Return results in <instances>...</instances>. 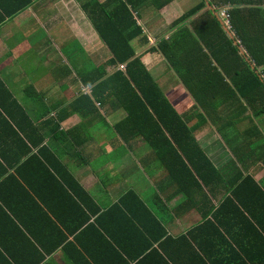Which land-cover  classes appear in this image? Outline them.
Wrapping results in <instances>:
<instances>
[{"label": "crops", "instance_id": "1", "mask_svg": "<svg viewBox=\"0 0 264 264\" xmlns=\"http://www.w3.org/2000/svg\"><path fill=\"white\" fill-rule=\"evenodd\" d=\"M115 1L0 0V264H264V115L248 120L240 116L245 105L221 96L210 116L196 109L180 81L166 85L217 169L188 197L160 151L141 137L124 141L116 130L127 118L123 108L95 102L81 113L75 105L92 92L82 81V55L96 67L112 58L87 12ZM200 2L210 0L141 8L144 31L131 41L137 54L171 38L174 22ZM144 35L150 44L139 48ZM144 62L156 73L165 68L159 53ZM118 69L107 66L110 74ZM130 190L160 223L152 224V246L142 237L131 244L136 230L128 229L124 213L112 211ZM61 234L67 239L56 245ZM119 236L133 249L118 247Z\"/></svg>", "mask_w": 264, "mask_h": 264}, {"label": "trees", "instance_id": "2", "mask_svg": "<svg viewBox=\"0 0 264 264\" xmlns=\"http://www.w3.org/2000/svg\"><path fill=\"white\" fill-rule=\"evenodd\" d=\"M159 1L160 5L156 0H116L105 6L99 5V13V8L91 7L93 10L88 11L87 15L111 51L112 58L107 65L98 67L89 62L82 81L85 86L91 87L92 92L78 98L75 105L78 109L80 107L81 113L88 111L95 102L98 105L114 102L123 108L127 118L116 125V130L124 135V141H130L129 135L141 137L153 151H160L157 154L159 160L168 170L180 194L191 197L192 186L201 189L202 181H207L206 173L217 169L194 135L197 127L190 126L184 113L177 110L166 93V85L180 81L195 98L196 109L201 108L210 116L216 107L214 103L222 97V102L245 105L246 109L240 111V116H248V120L255 121L264 115V0H210L207 5L211 8L208 7L193 21L207 6L204 2L174 22L172 29L176 31L171 38L163 39L159 45L155 44L138 55L131 43L144 31L137 22L138 11L152 5L161 9L167 1L174 0ZM223 10L228 17L222 15ZM188 20H191L192 26L188 25ZM226 20L230 21L235 39L226 30ZM148 40L149 37L144 35L138 47L144 48L150 44ZM154 53L160 54L165 66L158 73L147 68L144 62L146 55ZM108 65H121L123 70L118 69L110 74ZM176 76L177 79L173 80ZM123 128L128 133L124 134ZM53 178L63 179L57 175H53ZM71 179L77 184L74 177ZM115 210L124 213L128 229L137 232L128 236L131 244L142 237L151 245L150 238L155 232L152 224L160 226V223L134 191L124 194L113 207L112 211ZM87 219L86 216L79 228ZM77 231L70 229L73 234ZM61 235L56 245L66 241L67 235ZM154 237L158 238L159 235ZM25 238L30 242L28 237ZM120 239L122 236L115 238L118 247L133 249ZM157 251L153 249L151 252ZM226 251L217 252L218 258L224 260ZM138 252L141 251L135 253ZM135 258L133 254L130 257L131 260ZM147 259L153 260V255L150 254ZM121 260H124L123 257ZM244 261V258H240L241 263Z\"/></svg>", "mask_w": 264, "mask_h": 264}, {"label": "rangeland", "instance_id": "3", "mask_svg": "<svg viewBox=\"0 0 264 264\" xmlns=\"http://www.w3.org/2000/svg\"><path fill=\"white\" fill-rule=\"evenodd\" d=\"M200 4H202V2H200ZM224 24H225V26H226V28L230 31V32H232V28H231V25H230V21L229 20H226V21H224ZM232 34V36L234 37V38H236V35L232 32L231 33ZM89 60H87V58L84 56V55H82V57H81V62H80V66L82 67V68H86L87 66H88V64H89ZM177 79V76L176 77H173V80H176ZM77 83H79V79L77 80L76 78L74 79ZM59 91V88H57L56 89V93H59L58 92ZM54 97V96H53ZM55 98V97H54Z\"/></svg>", "mask_w": 264, "mask_h": 264}, {"label": "built area", "instance_id": "4", "mask_svg": "<svg viewBox=\"0 0 264 264\" xmlns=\"http://www.w3.org/2000/svg\"><path fill=\"white\" fill-rule=\"evenodd\" d=\"M222 12H223L222 13L223 16H227L228 17V13L225 10H223Z\"/></svg>", "mask_w": 264, "mask_h": 264}, {"label": "water", "instance_id": "5", "mask_svg": "<svg viewBox=\"0 0 264 264\" xmlns=\"http://www.w3.org/2000/svg\"><path fill=\"white\" fill-rule=\"evenodd\" d=\"M226 30H227V31H229L227 28H226ZM229 33L231 34V32H230V31H229ZM231 35H232V34H231ZM248 60H250V59H248Z\"/></svg>", "mask_w": 264, "mask_h": 264}]
</instances>
